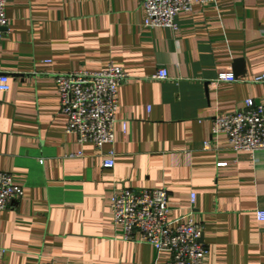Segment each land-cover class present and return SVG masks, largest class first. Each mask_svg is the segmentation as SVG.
I'll use <instances>...</instances> for the list:
<instances>
[{"label":"crops","instance_id":"crops-1","mask_svg":"<svg viewBox=\"0 0 264 264\" xmlns=\"http://www.w3.org/2000/svg\"><path fill=\"white\" fill-rule=\"evenodd\" d=\"M6 11L0 172L25 195L0 214V264H166L169 252L127 241L111 211L122 190L159 189L171 222L193 208L205 264H264V150L237 152L212 134L217 116L264 104V84L251 82L264 76V0L196 4L176 34L144 28L141 0H7ZM238 59L245 75L218 82ZM111 64L129 79L115 143L99 150L66 133L56 76ZM162 69L169 78L155 79Z\"/></svg>","mask_w":264,"mask_h":264},{"label":"built area","instance_id":"built-area-1","mask_svg":"<svg viewBox=\"0 0 264 264\" xmlns=\"http://www.w3.org/2000/svg\"><path fill=\"white\" fill-rule=\"evenodd\" d=\"M146 14L144 28H165L173 34L179 31L177 17L182 12H192L194 5L217 3L219 0H141ZM7 0H0V50L4 31L9 26ZM167 80L169 73L162 69L154 76ZM129 79L120 67L111 64L102 72H74L56 76L60 96L61 114L67 119L66 133L77 136L81 145L92 143L101 150L115 143V125L119 110V89ZM233 74H220L218 82L234 83ZM264 84V76L251 81ZM11 90L9 77L0 71V92ZM213 135L225 134L231 148L237 152L264 150V104L245 101L237 112L217 116ZM204 148L210 147L209 143ZM83 154H79L82 157ZM103 162L105 169H113L114 151ZM24 189L15 184L13 177L0 172V214L24 198ZM192 196V206L195 204ZM169 192L159 190H122L112 198L111 211L114 224L124 230L125 239L152 245L158 253L169 252L166 264H205L210 250L200 242L203 228L191 213L176 222L169 219ZM257 220L264 223V210L257 211ZM53 264V263H50Z\"/></svg>","mask_w":264,"mask_h":264},{"label":"water","instance_id":"water-1","mask_svg":"<svg viewBox=\"0 0 264 264\" xmlns=\"http://www.w3.org/2000/svg\"><path fill=\"white\" fill-rule=\"evenodd\" d=\"M7 29H3L2 31H6ZM234 69H235V77L237 76H244L246 73L245 70V61L243 59H238L234 62ZM200 242L204 243V236H202Z\"/></svg>","mask_w":264,"mask_h":264}]
</instances>
